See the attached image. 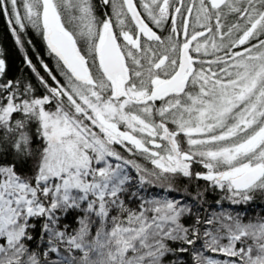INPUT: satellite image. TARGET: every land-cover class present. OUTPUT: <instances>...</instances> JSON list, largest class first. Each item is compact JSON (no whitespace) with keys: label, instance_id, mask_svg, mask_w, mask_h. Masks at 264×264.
Masks as SVG:
<instances>
[{"label":"snow or ice","instance_id":"obj_1","mask_svg":"<svg viewBox=\"0 0 264 264\" xmlns=\"http://www.w3.org/2000/svg\"><path fill=\"white\" fill-rule=\"evenodd\" d=\"M0 16V264H264V0Z\"/></svg>","mask_w":264,"mask_h":264},{"label":"trees","instance_id":"obj_2","mask_svg":"<svg viewBox=\"0 0 264 264\" xmlns=\"http://www.w3.org/2000/svg\"><path fill=\"white\" fill-rule=\"evenodd\" d=\"M31 38L33 39V43L36 44L37 49H42V45L39 40L34 36H31ZM0 48H3L5 50L8 62L11 65L13 73L17 72L23 66V58L22 54L14 44L13 38L9 33L5 18L3 16H0ZM29 53L33 56V59H35L34 54L31 53L30 49Z\"/></svg>","mask_w":264,"mask_h":264}]
</instances>
